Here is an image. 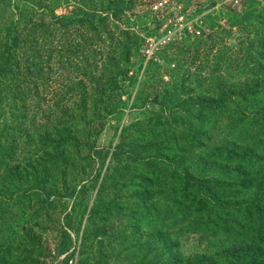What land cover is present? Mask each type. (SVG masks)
I'll use <instances>...</instances> for the list:
<instances>
[{
	"label": "rangeland",
	"instance_id": "1",
	"mask_svg": "<svg viewBox=\"0 0 264 264\" xmlns=\"http://www.w3.org/2000/svg\"><path fill=\"white\" fill-rule=\"evenodd\" d=\"M160 1L0 0V51L8 23L22 38L0 80V264H245L263 251L264 214L235 215L255 191L185 204L178 182L217 178L242 148L264 161V7L181 0L200 33L148 59Z\"/></svg>",
	"mask_w": 264,
	"mask_h": 264
},
{
	"label": "trees",
	"instance_id": "2",
	"mask_svg": "<svg viewBox=\"0 0 264 264\" xmlns=\"http://www.w3.org/2000/svg\"><path fill=\"white\" fill-rule=\"evenodd\" d=\"M8 26L10 28L7 30L4 37L6 42L1 49L2 51H0V80L2 79L3 72L10 66L13 67L15 65L14 52L19 48L22 42L20 34H17L16 31L14 35H10L9 31L11 27L13 29V23H8ZM215 152L221 153L222 151L216 150L214 153ZM241 152L242 155L245 156H241ZM225 154L229 155L230 162H228L227 165L230 164L232 168L227 169L225 173L219 172V175H215L217 178L198 179L187 174V178L185 177L178 182V186L182 189V202L188 204V201L191 200L192 204H205L208 200L213 202V199H219V195L228 193L229 190L232 191L231 197L233 198L239 197L246 192L255 191L257 197L255 202H241L238 204V208L235 209V215L241 216L242 219L245 220V223L248 222V224H251V218L260 217V213L264 214V212H261V207L264 205L260 204L264 200V182L262 180L261 184L257 185L255 178L257 168L261 163H264V161L260 160V157L249 148H242L239 149V152L233 151ZM212 155L213 161H216L215 155L213 153ZM219 157L223 158L221 156ZM218 164L221 165L220 163ZM221 170L225 171V168H220V171ZM244 226L242 227L243 230L245 229ZM239 227L241 228V225H239ZM259 241L261 242L260 248H263V251L260 249V253L256 254L254 257H250L246 261L243 259L245 264H264V234L259 235ZM232 262L233 260L231 263Z\"/></svg>",
	"mask_w": 264,
	"mask_h": 264
},
{
	"label": "built area",
	"instance_id": "3",
	"mask_svg": "<svg viewBox=\"0 0 264 264\" xmlns=\"http://www.w3.org/2000/svg\"><path fill=\"white\" fill-rule=\"evenodd\" d=\"M217 7L225 9H235L257 3L264 7V0H214ZM158 10V20L162 25L161 39L158 37H149L147 39L144 56L152 59L159 52L162 45H168L178 32L183 36L187 33H200L199 28L200 17L189 9L181 0H161L153 7Z\"/></svg>",
	"mask_w": 264,
	"mask_h": 264
}]
</instances>
